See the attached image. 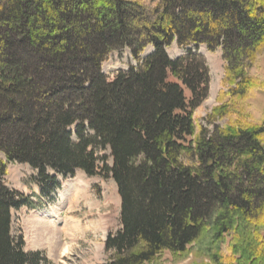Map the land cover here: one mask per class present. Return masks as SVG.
Returning <instances> with one entry per match:
<instances>
[{
  "label": "trees",
  "instance_id": "1",
  "mask_svg": "<svg viewBox=\"0 0 264 264\" xmlns=\"http://www.w3.org/2000/svg\"><path fill=\"white\" fill-rule=\"evenodd\" d=\"M173 43L222 51L206 126L193 113L209 68L190 49L171 59ZM124 49L135 66L109 80L101 66ZM262 59L264 0H0V155L37 172L42 198L77 171L113 180L105 264H264V115L248 104ZM6 174L0 159V264H49L12 236L11 212L34 205Z\"/></svg>",
  "mask_w": 264,
  "mask_h": 264
},
{
  "label": "rangeland",
  "instance_id": "2",
  "mask_svg": "<svg viewBox=\"0 0 264 264\" xmlns=\"http://www.w3.org/2000/svg\"><path fill=\"white\" fill-rule=\"evenodd\" d=\"M188 49L203 55L210 72L207 99L193 113L195 122L206 126L205 118L220 105L217 96L223 90L221 81L224 76L225 62L220 49L210 52L204 45L179 48L176 43H173L166 48V53L171 59H175L186 54ZM151 51V47L147 48L145 55L150 54ZM135 63L132 54L124 49L111 53L102 64L101 70L109 80H112L118 72L127 71L128 67L135 66ZM259 65L260 69L257 73L259 76H264V59ZM248 104L252 112L258 113L254 115H264L263 93H256L249 99ZM216 124L224 127L226 121H216ZM97 155L107 156L109 151L102 152L98 149ZM0 159L7 166L4 180L9 189L31 197L34 205L31 209L20 208L11 212L12 236L16 238L22 235L26 252H41L49 264H105L108 262L109 256L104 250L105 239L109 233L115 234L121 229L120 198L112 179L104 180L97 176L89 178L80 171L76 172L74 177H58L60 189L56 190L51 197L43 198L41 201L33 192L35 182L32 177L37 172L26 165L7 163L2 155ZM80 183L81 186H79ZM78 190L79 196L75 200L73 194ZM38 220L43 221L44 224H38ZM203 263L208 264L209 261L205 257H196L194 253L180 259H175L166 253L157 262V264Z\"/></svg>",
  "mask_w": 264,
  "mask_h": 264
},
{
  "label": "bare ground",
  "instance_id": "3",
  "mask_svg": "<svg viewBox=\"0 0 264 264\" xmlns=\"http://www.w3.org/2000/svg\"><path fill=\"white\" fill-rule=\"evenodd\" d=\"M79 186H81V183L79 184ZM78 196H79V190L77 191V193H74L73 194V198L76 200L77 198H78ZM73 199V200H74ZM38 224H44V222L43 221H41V220H38ZM68 248H66V250H67Z\"/></svg>",
  "mask_w": 264,
  "mask_h": 264
},
{
  "label": "crops",
  "instance_id": "4",
  "mask_svg": "<svg viewBox=\"0 0 264 264\" xmlns=\"http://www.w3.org/2000/svg\"><path fill=\"white\" fill-rule=\"evenodd\" d=\"M33 190H34L33 192L35 195L38 194L39 190H38V187L36 185H35V188Z\"/></svg>",
  "mask_w": 264,
  "mask_h": 264
}]
</instances>
